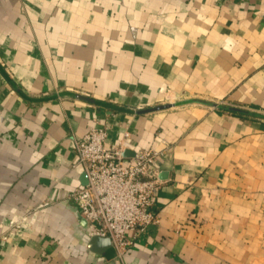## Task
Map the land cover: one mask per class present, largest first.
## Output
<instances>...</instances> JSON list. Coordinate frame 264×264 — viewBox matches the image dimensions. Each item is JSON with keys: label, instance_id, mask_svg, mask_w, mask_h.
Here are the masks:
<instances>
[{"label": "crops", "instance_id": "crops-1", "mask_svg": "<svg viewBox=\"0 0 264 264\" xmlns=\"http://www.w3.org/2000/svg\"><path fill=\"white\" fill-rule=\"evenodd\" d=\"M103 128L165 151L112 260L68 200ZM0 264H264V0H0Z\"/></svg>", "mask_w": 264, "mask_h": 264}, {"label": "built area", "instance_id": "built-area-1", "mask_svg": "<svg viewBox=\"0 0 264 264\" xmlns=\"http://www.w3.org/2000/svg\"><path fill=\"white\" fill-rule=\"evenodd\" d=\"M108 137L106 128L92 129L76 142L73 167L83 169L88 183L71 191L68 200L87 221V234L109 238L121 258L160 222L154 208L165 151L146 149L126 157L125 144L131 134L125 131L114 148L106 146Z\"/></svg>", "mask_w": 264, "mask_h": 264}, {"label": "water", "instance_id": "water-1", "mask_svg": "<svg viewBox=\"0 0 264 264\" xmlns=\"http://www.w3.org/2000/svg\"><path fill=\"white\" fill-rule=\"evenodd\" d=\"M68 95L75 96V97L82 98V99H86L83 96H80L77 94H68ZM166 108H169V106H159L157 108L152 109L151 111H158V110H163ZM124 155L126 157H133L135 155L134 146L132 144H130V143L125 144ZM163 176H165V174L162 173L160 176L161 180H163ZM82 183H83V185H87V183H88V180H87V177L85 174L82 176ZM73 212H74L75 216L77 217L81 227L84 230V233H85L84 240L88 244L89 248L91 250H93L94 252L103 255L104 257H106L107 260H112V259L116 258L117 253H116V251L112 245L111 240L109 238L90 237L87 234V230H88L87 221L80 214L78 207H73Z\"/></svg>", "mask_w": 264, "mask_h": 264}]
</instances>
